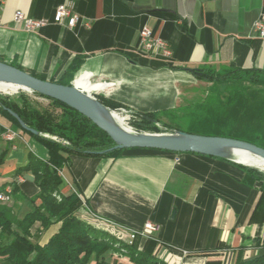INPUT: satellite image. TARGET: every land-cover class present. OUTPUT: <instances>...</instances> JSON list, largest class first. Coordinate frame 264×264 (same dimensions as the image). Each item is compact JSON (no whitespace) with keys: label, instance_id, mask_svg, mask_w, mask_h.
Instances as JSON below:
<instances>
[{"label":"crops","instance_id":"crops-1","mask_svg":"<svg viewBox=\"0 0 264 264\" xmlns=\"http://www.w3.org/2000/svg\"><path fill=\"white\" fill-rule=\"evenodd\" d=\"M62 4L81 19L71 29L52 23ZM16 11L47 24L26 32L14 23ZM262 14L264 0H0V62L53 83L71 75L85 94L156 113L176 106L175 84L184 76L173 67L264 72V38L252 31ZM142 28L166 44L169 62L137 51ZM75 62L79 68L70 73ZM13 129L0 116V191L17 187L5 205L22 218L39 189L30 172L17 170L29 154L47 162L48 152L27 133L6 141ZM58 174L57 195L78 199L82 223L124 242V230L155 224L153 255L164 264H234L264 244V187L230 161L128 149L116 157L69 156ZM59 226L44 231L38 244Z\"/></svg>","mask_w":264,"mask_h":264},{"label":"trees","instance_id":"trees-1","mask_svg":"<svg viewBox=\"0 0 264 264\" xmlns=\"http://www.w3.org/2000/svg\"><path fill=\"white\" fill-rule=\"evenodd\" d=\"M79 65V62L73 63L70 73H74ZM201 72V70H193L191 73L202 76ZM71 79V75H68L65 80L63 79L57 84L69 86ZM35 95L42 97L38 94ZM48 100L62 110L58 124L51 113H42L28 108L26 105L21 109L16 103L3 101L0 108V116L6 118L17 129H20V126L11 117L9 111L16 113L29 130L52 134L57 132L62 136L68 135L72 142L70 148H66L33 135L29 131H23L45 147L48 152V160L43 162L29 154L28 163L17 170V173L30 172L39 189L38 195L28 200L33 206L30 212L19 219L14 215L12 208L0 204V261L4 264H90L92 262L95 264H123L119 262V259H123V261L128 259L130 264H164L153 255L154 243L151 240L139 237L128 242L118 240L76 218L75 212L80 204L75 196L57 198V190L61 184L58 172L68 162L69 156L116 157L123 150L100 153L99 151L114 145L112 140L76 111L60 102ZM97 100L106 109L109 108V111L121 107L120 104L102 96ZM140 117L141 122L135 123L136 127H142L141 123L143 122L151 126L152 129L158 130L150 114H140ZM97 136L105 140L96 143L91 140ZM250 170L257 173L262 172L252 168ZM11 189L13 194L18 191L17 187L11 186ZM37 200L40 201V204L36 207L34 203ZM56 223H60V226L46 244L40 246L38 242L30 241L33 236L31 229L36 224H39L40 227L35 234L38 239L44 231ZM4 235L8 238L2 242ZM256 245L261 248L257 255L246 260L238 255L234 264H264V244L260 245L257 242Z\"/></svg>","mask_w":264,"mask_h":264},{"label":"rangeland","instance_id":"rangeland-1","mask_svg":"<svg viewBox=\"0 0 264 264\" xmlns=\"http://www.w3.org/2000/svg\"><path fill=\"white\" fill-rule=\"evenodd\" d=\"M171 70L179 76H184V79L175 84L177 91L175 108L156 113H138L121 106L112 112L125 117V127L140 133L175 131L199 136L228 138L264 149V72L243 71L235 68L223 70L206 68L201 70L202 76H197L183 72L182 68L179 67H173ZM101 96L104 97L99 93L94 97L97 100ZM3 101L16 103L21 109L25 108L24 106L26 105L28 108L42 113H51L55 117L57 124L62 116L60 107L52 104L48 99L35 95V93L25 91H17L12 95L0 93V108ZM12 114L14 116L11 115V117L20 126V129L14 127L12 131L14 133H24V129L20 124L25 125V123L16 113L12 112ZM140 114H150L158 130L152 129L151 126L143 122L141 123L142 127H136L135 123L141 122ZM35 132L37 136L60 146L70 148L72 145L68 135L62 136L57 132L53 134ZM91 140L96 143L105 139L97 136ZM113 147L114 145H111L99 152L105 153ZM238 166L253 176L261 184V187H264V174L257 173L241 165ZM255 167L264 172V168ZM56 196L60 198L57 194ZM6 203L0 202V204ZM37 231L34 227L31 229V234L33 235L30 239L31 242H38L39 238L37 239L35 235ZM6 238L8 237L4 235L2 242ZM119 262L130 264L128 259L125 261L119 259ZM0 264L4 263L0 261Z\"/></svg>","mask_w":264,"mask_h":264},{"label":"water","instance_id":"water-1","mask_svg":"<svg viewBox=\"0 0 264 264\" xmlns=\"http://www.w3.org/2000/svg\"><path fill=\"white\" fill-rule=\"evenodd\" d=\"M192 71L193 70H189L190 73ZM0 82L16 86L20 91L35 93L42 97L60 102L76 111L112 140L114 147L106 152H112L114 150L145 149L173 154H195L230 161L220 154L221 147H230L245 151L264 161L263 148L233 139L199 136L175 131L172 132L178 134V137L155 134L136 136L125 133L104 120L99 115L95 105L101 106L102 104L97 100V103H94L90 98L77 90L73 83L69 86H63L50 81L41 80L20 69L1 62ZM9 114L14 116L10 111ZM20 125L24 130L29 131L33 135H37L34 130L27 129L23 124ZM230 162L235 163L233 161ZM241 166L246 167L245 165Z\"/></svg>","mask_w":264,"mask_h":264},{"label":"built area","instance_id":"built-area-1","mask_svg":"<svg viewBox=\"0 0 264 264\" xmlns=\"http://www.w3.org/2000/svg\"><path fill=\"white\" fill-rule=\"evenodd\" d=\"M81 21L80 17L74 13L67 4L59 5L52 18V23L56 25H64L71 29L75 27ZM14 23L22 26L26 32H33L47 24L45 20H35L25 18L20 11L14 13ZM253 34L259 39L264 38V14H262L252 26ZM137 51L145 56L153 55L160 58L165 62L170 60V51L166 44L161 40L155 39L151 32L147 28H142L138 33V45ZM18 136L11 130H6L4 133V139L6 141H13ZM11 188L10 185H8ZM157 227L152 222H146L140 231L124 230V236L130 238L133 241L136 237L142 239H152ZM122 235L121 233H119ZM122 235V237H124ZM162 258V257H161Z\"/></svg>","mask_w":264,"mask_h":264},{"label":"bare ground","instance_id":"bare-ground-1","mask_svg":"<svg viewBox=\"0 0 264 264\" xmlns=\"http://www.w3.org/2000/svg\"><path fill=\"white\" fill-rule=\"evenodd\" d=\"M17 91H20V90L16 86L0 82V93L1 94L12 95V94H15ZM80 92H82V91H80ZM83 94L85 96H87L88 98H90L94 103H97L95 97H92V96L85 94V93H83ZM95 105H96V108L98 110L99 115L104 120H106L112 126L118 128L119 130H121L125 133L131 134V135H136V136L155 134V135H160V136L178 137V134L173 133L172 131H166V132H161V133H140V132H137L135 130H132V129L124 126V122L126 120L125 117L119 115L116 112L109 111L108 109H106L102 105L101 106H98L97 104H95ZM220 154L224 158H226L230 161H233L237 164L245 165L246 167H249L252 169L262 171L261 169L256 168L255 166H259V167L264 168V161H262L261 159L255 157V156H253V155H251L245 151L239 150V149H234V148H230V147H221L220 148ZM11 194H12V189L9 188V186L5 187L4 190L2 192H0V202H8L10 200ZM129 241H131L130 238H129Z\"/></svg>","mask_w":264,"mask_h":264}]
</instances>
